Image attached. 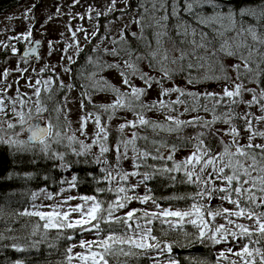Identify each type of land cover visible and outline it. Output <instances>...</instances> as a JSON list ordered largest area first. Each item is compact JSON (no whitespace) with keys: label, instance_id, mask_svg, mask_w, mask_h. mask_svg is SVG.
<instances>
[{"label":"snow or ice","instance_id":"6c2138e0","mask_svg":"<svg viewBox=\"0 0 264 264\" xmlns=\"http://www.w3.org/2000/svg\"><path fill=\"white\" fill-rule=\"evenodd\" d=\"M114 5L115 0H113V6ZM152 5L154 15L152 24L157 29L154 33L156 47L152 48V44L149 42L146 47L152 50L147 53V56L150 58L149 67L156 68L162 74L161 79L150 76L148 73H141L140 79L143 80L145 87H136L132 85L130 79L123 72H121V76L124 77L123 84L130 87V92H122L119 88L113 85H107V88L101 87L98 89H110L112 92L116 93V99L112 103L95 105V107L103 109L104 112H110L108 120H112L118 109H127L128 111H132L136 115V119L126 120L124 123L119 124L116 129L120 135L117 138L116 144L113 146L116 152L115 162L110 167L101 169V172L104 173L102 177L97 178L92 172H88L87 177H89L92 182L99 184L101 179L119 183V181H127L130 177L142 175V180H140L137 184L130 186L132 189H135L136 187L143 185L145 181L152 179L153 175L148 172L139 173L137 171H124V169L120 166L121 159L129 158L128 150L131 146L133 153V168L138 169L141 166L139 161H143L151 155V152L146 149L138 148L136 141H148L149 137L147 135L142 136L139 132L133 131L131 133V138H124L125 129L151 128L153 133L158 134V130L168 133H179L186 127L199 126L209 129V131L197 133L195 139L198 143L195 145V151L186 156L183 161L176 163L173 168L158 170L155 174L161 175L164 171H179L183 166L185 168V176L187 179L182 182L189 184L199 183L204 186L194 194H189L187 196L163 197V199L166 200L192 199L194 201L183 209L173 205L162 208L156 198L148 194V192L151 191L150 189L143 196L128 195L129 188L119 186L95 188V192L97 193L112 191L117 193V197L114 200H109L107 202L96 195H67L61 202L48 206L50 208L49 211L25 210L20 213V215L38 216L41 220L45 221L43 225L45 229H57L58 231L63 229H72L74 231H79L80 233L93 234L95 236L94 239L80 240L79 247L86 250L83 253H76L75 256H73L71 255L72 248H68V255L66 256L67 264H72V260L74 258L78 259L81 264H89V262H91V264H109V257L116 258L119 256H136L137 253L134 252L133 249L142 250L140 254H144L149 249H159L160 244L158 242H149L157 241V237L152 235L153 229L150 227L153 220H159L162 224H168L173 229L182 227L185 223L196 225L198 228L197 239L201 242L211 240L214 244H220L221 241H227L229 237L233 240H236L238 237L240 239L251 238L254 233H259V239L251 241L252 243H259V240L264 239V211L257 212V209L264 206V144L252 143L253 137H264V131H254L251 120L247 119L249 114L245 113V128L249 133L247 137L249 143L246 145L240 144V132L237 127L232 124V118L235 113H233L232 109H229L228 113L223 114V123L230 125V128L225 135H230L232 137L231 145L221 139L219 143L222 145L223 151L213 153L210 148L205 147V141L203 139L206 135L219 134L220 130L212 129L211 126L218 120L222 119L221 116L215 115V112L216 105H219L225 97L228 98L232 104H237L240 103L241 100L236 98L241 97L243 92L248 91L255 93L254 89L247 88L243 82L237 83V81H242V78L246 75V73H252L254 71L253 68L249 66V61L251 60L254 49H250L248 56H245L238 50L232 51L230 46H227V42H225L224 44H221L218 50H216L227 56H236L243 64V68L245 70L244 72H241V63L232 65V70L236 72L235 79L228 75V69L222 63L219 64V72L221 75H216L215 65L209 62L211 60L210 56H199L197 57L196 63L191 61L188 62V69L193 67L207 68L205 75L199 79L190 76L187 79L188 84L195 85L203 81L224 80L226 83L223 85L222 93L207 91L204 93L190 92L179 87H164L162 83L164 79L170 80L172 78L174 70L170 69L168 65L182 62L188 59L189 56V53L184 49H178L179 55L170 57V50L164 47L163 37L168 36L169 24L173 19L175 20V23L172 24V27L176 29L178 35L183 36L185 41H187L189 36L193 38L189 42L193 45L192 52L195 53L196 49H207L212 44V41L208 39V34L206 32L202 29L198 30L196 26L184 19L181 13H186L189 17L195 20L197 25L212 28L216 32L217 36H222L223 32H220L214 27L217 21L228 19L231 22L232 27H235V16L237 14L242 17L257 16V9L250 7H238L237 12L236 9L229 8L227 13H224L222 11H217V9L221 8L218 0H183L182 4L181 0H170V4L169 0H152ZM157 5H159V7H157ZM206 5L213 10L212 15H205L199 11V9ZM112 10L113 7H110L109 11ZM145 11H147V9ZM156 11H162L163 15L155 17ZM258 18L264 19V6L259 8ZM136 23H140V21H136ZM241 31H244V29ZM247 31L251 34L254 41H259V43L264 44V38L258 36L254 28L250 27ZM141 32H143V26L141 28ZM27 35L30 36L31 33L29 32ZM92 35L95 36L96 33L93 32ZM135 35L136 34L133 33V36ZM197 35L200 38L199 41L195 39ZM73 36H75V33H73ZM185 41H181V43H184ZM36 43L38 44L39 41H36ZM240 47L248 46L246 44H241L237 46V49ZM80 50L81 49L77 46V52ZM13 51H15V49H13ZM104 51L108 52L109 50L104 49ZM216 51H213L211 55H216ZM111 54L116 55V49H112ZM260 55V64H264V53H261ZM137 59H145V57L139 56ZM89 60H91V58H89ZM69 62H72L70 57ZM126 64L128 68L133 69V73L136 71L133 63L126 62ZM260 64H257L255 69V82L264 83V79H260L261 77H264V67H260ZM106 67L118 68L119 65H106ZM41 71H44V69H41ZM65 71H69V69H65ZM181 71H183V68ZM4 74L7 75V70ZM40 83V80L36 81L37 85ZM50 83L51 81L44 82L46 91L48 90V85ZM104 84H107V82L105 81ZM154 84L159 85L160 97H164L173 92H177L180 95L177 96L175 101H165L164 99H159L152 101L150 104L143 103L141 97L145 96ZM29 86L33 87L32 85ZM63 87L65 86L61 84V88ZM67 87L71 89L73 85L69 84ZM40 92V88H35L34 94L37 99L35 101L34 117L29 114L27 119H25L24 113L16 112L15 109H13L14 115L19 117L17 123L21 125V131L27 134V140H14L11 138L4 140L3 137H0V143L24 145L31 142H38L43 146L41 151L47 154L51 148L49 138H51L54 143L61 142L62 133L60 131L59 119L60 115L63 114L65 121H67L68 113L61 107L59 102H56L55 106L51 109V111L56 113L57 123L54 124L50 116L45 117L44 115L46 112H49L50 109L39 98ZM81 95L90 102V94L88 92H83ZM185 95L192 97L197 101L201 96L205 99L214 100L215 103L211 109H209L207 105H196L191 108L185 107L184 109L185 112H188L196 111V107H203L204 111L207 112L211 110L214 113L212 119L204 120L202 117L195 116L189 120H181L177 116L168 114L165 116V121L170 123H165L146 119L142 113L136 112L137 108H140L141 110L146 109L148 111H162L165 109L175 111V109H172L171 106L174 104H184L185 101L180 97ZM47 99L51 101L53 100V97L49 95ZM260 100H264V89L260 92ZM243 102L248 105L257 103V96L253 94L252 100ZM20 103L24 104L25 101L21 100ZM66 104L67 97H65V108ZM80 106L82 109L85 107L84 100H81ZM6 107L7 106L4 104L3 99H0V113H3ZM261 110L264 111V104H261ZM90 119L94 120L96 126L91 144H85L84 141L77 140L74 134L72 136H67V139L69 142L79 143L81 150L76 151L73 149L76 156L87 155L91 152L93 146H97L99 152L95 155L93 163H103L108 165L109 161L106 154L111 150L108 144L110 131L109 127L107 123H102L100 115L88 113L87 116L80 117L79 131L82 135H86L85 128ZM256 119L258 121H264V116L256 117ZM25 125L27 126L24 127ZM7 127L8 129H13L15 124L7 122ZM15 135L18 137L20 133L17 132ZM157 143L159 142L155 140L150 141L151 145H155ZM254 148L261 149L259 160L257 159V155L250 151ZM176 151L177 146L172 145L171 153H175ZM225 157L228 158L227 162H224ZM49 158L59 159L63 162L65 159V153H53ZM159 158L161 157H153V159ZM167 159L173 160V155L169 154ZM248 161L251 162L248 163ZM84 163H88V161H84ZM197 165H201L198 172L196 171ZM258 165L259 167H257ZM189 166L191 170H188ZM60 167L68 168L70 167V163H61ZM209 167H211L212 171L206 173V169ZM226 169L229 170L230 174L225 172ZM113 172H115V174H113ZM253 172H259L260 174L254 176L252 175ZM205 173L207 177L215 176L217 180L223 181V185L217 187L211 184L210 180L203 178ZM193 177H195V179H193ZM171 179H175V177H171ZM82 182L86 181L73 174L70 181H63V183L68 184V188L61 187L59 189V193H56V195L68 192L70 189L78 187ZM44 191L46 190L41 189V192ZM120 193H123L124 195H119ZM218 193L221 194L220 199L222 201H228V203L234 207L231 209L226 207L211 208L207 203L202 202L205 200L211 201ZM35 196L36 193H33V199H35ZM46 199H53V193H48ZM77 199L81 201V203H76L74 205L69 204L70 201ZM133 200H139L141 204H147L151 201L155 210L129 208V202ZM65 205H67V208H65ZM120 210H124L123 214L115 215V213ZM206 216L212 220L216 217H223L227 223L212 224L210 227L209 220L205 218ZM231 217H244L250 221H254V226L238 223L237 221L231 219ZM141 220H144L145 223L140 224L139 221ZM102 225H105L106 227H102ZM133 225H135V227H133ZM233 225L235 229H238V231H234L231 227H229ZM102 233L106 234L101 235ZM33 234H35V229L33 230ZM67 238L71 239V237ZM124 245L128 246L127 251H125V248L123 247ZM32 246H36V244L34 243ZM72 247L74 248L76 245L74 244ZM165 250L170 252L171 246L165 244L164 248L161 249V252ZM227 251L233 253L232 248H228ZM254 251L257 255H260L261 253L259 248ZM233 255L240 256L244 260V264H249L245 257H251L253 253L252 251H249L248 244H244L241 250L234 252ZM219 258L227 259L223 251L219 253ZM61 264H63V262H61ZM117 264H121V262L117 261ZM170 264H176V262L172 260ZM217 264H219V259L217 260ZM231 264H236V262L232 261ZM261 264H264V257L261 259Z\"/></svg>","mask_w":264,"mask_h":264},{"label":"rangeland","instance_id":"374dc122","mask_svg":"<svg viewBox=\"0 0 264 264\" xmlns=\"http://www.w3.org/2000/svg\"><path fill=\"white\" fill-rule=\"evenodd\" d=\"M128 1L129 0H115V5L113 6V0H19V2L7 9L3 12H0V52L3 53L0 55V99H3L4 104L7 106L4 109L3 113H0V133L4 134L2 137L6 139L10 138L12 135H15L13 129H8L7 122H12L13 124L17 123L19 117L14 115L13 109L16 112L24 113L25 119H27L28 115L31 114L35 116V101L37 99L35 93V88L45 89V81H51L48 85V89L51 86L54 78L60 84L65 86V94L63 97V105L64 110L67 111V121L66 126L63 127L61 125L62 119H59L60 123V131L62 135L65 137L72 136L73 134L76 136L77 140L84 141L85 144H91L93 139V134L95 132L96 126L93 119H90L87 122V126L85 128L86 135H82L79 131L80 129V117L87 116L88 111L84 110L80 106V102L82 100V96L79 93L78 89L71 83L68 71L67 64L69 62V57L71 60L77 53V46L82 48V46L91 38L93 32L98 31L97 25V16L102 14H109L110 18L103 24L106 35L103 34L100 39L96 41V45L100 47H108L111 48L114 46L112 39L117 37L120 39L122 37V31L125 29H130L132 32H136L138 29V24L136 21L141 20H151L153 21V5L152 0H138L136 7L132 9H128ZM183 0H181V4ZM221 8L217 9V11H222L227 13L229 8L236 9L238 12V8H234L231 5H224L220 0ZM170 4V0H169ZM140 5V6H139ZM139 6V7H138ZM113 7L112 11H109V8ZM159 7V5H157ZM257 9V16H235V27H232L231 22L228 19H224L222 21H217L215 24V29L223 32L222 36H217L216 32L212 28V35H208V38L218 40L219 46L227 42V46H230L232 51H239L243 53V55L248 56L249 50L254 49L252 52L251 62H255L254 69L257 64H259L258 57L260 54L258 53L259 41H254L252 39L251 34L247 31L250 27L254 28L255 32L258 36H260V27L258 26V15L259 9L255 6H243ZM139 9V11H137ZM141 9V15H140ZM147 9V11H145ZM202 14L212 15L213 10L207 5L203 8L199 9ZM163 15L162 11H156L155 17H159ZM184 19L188 20L190 23L194 25L193 22L189 20V16L186 13H181ZM174 24L175 20H172ZM141 24V23H140ZM171 23L169 24V26ZM153 26V24H152ZM195 26V25H194ZM79 29V31H78ZM244 29V31H241ZM176 30V29H175ZM157 29L153 26L152 34L154 40V47H156L155 36L154 33ZM31 33L28 36V33ZM75 33V36H73ZM208 34V32H207ZM181 36V35H179ZM169 36L163 37L164 47L169 49L170 47V57H175L179 55V51L177 47L174 45L167 44L166 39ZM183 37V36H182ZM197 37V36H196ZM39 38L41 43L39 44V53L36 57L24 58L20 55V49L18 44H22L23 47H28L31 42ZM191 36L188 37V39ZM261 38H264V34L261 35ZM197 40V38H195ZM167 44V45H166ZM246 44L248 47H240L237 49L238 45ZM169 45V46H168ZM15 49V51H13ZM211 48L203 49V51H195L193 53L187 51L189 53L188 59H186L185 65L182 67L183 71H181V67L178 68V72H184L185 77L175 78L174 81L172 79H164L162 81L164 87H179L181 89H185L190 92H215L222 93L223 85L226 83L224 80L219 81H203L201 83H197L195 85H190L187 83V79L191 76L194 78L203 77L207 71V68H197L193 67L191 69L187 68V64L189 61L196 63L197 57L199 56H210L212 54ZM152 49H150L151 51ZM131 50H124L122 53L116 57H113L112 63L115 65H119L118 68L107 71L108 82L119 88L122 92H130V87L123 84L124 77L121 76V72H123L131 81V84L136 87H145L143 80L140 79L141 73H148L150 76L155 74L157 79H160L162 74L156 69L149 67L150 58L147 56V53H141L140 56H144L145 59H140V68H137V64L134 61L126 60V58H132ZM211 57V56H210ZM212 58V57H211ZM149 59V62H148ZM226 61L225 67L228 66V71L231 73L233 79L236 77V72L232 70V65L236 63H241L236 56H225ZM126 62L133 63L135 65L136 71L127 67ZM210 63L213 62L210 60ZM213 64V63H212ZM178 66L177 64H169L168 67L173 69V72H176L175 69ZM243 68V64L241 63ZM44 69V71H41ZM244 69V68H243ZM7 70V75H5V71ZM195 70V71H194ZM104 75V73H103ZM106 75V74H105ZM104 75V76H105ZM248 73L244 77H246ZM250 79V76L247 77L246 80L237 81V83L243 82L247 88L254 89L255 93L245 91L243 92L241 97L236 99L241 100L240 103L232 104L228 98H224V101L219 105H216L215 115L221 116L222 119L218 120L214 125L215 129L220 130L219 135L221 139L225 140L228 144L231 145L232 137L230 135H225L228 132L230 125L223 123V114L228 113L229 109H232L233 115L232 124L237 127L240 132L239 142L242 145H246L249 143L247 137L249 133L245 128V113H248L247 119L251 120L252 128L254 131H263L264 130V121H258L256 117H261L264 115V111L261 110V104H263L262 100L258 97V93H260L257 85ZM40 80L41 83L39 85L36 84V81ZM73 85L71 89L67 87V85ZM32 85L33 87H30ZM195 90V91H194ZM159 85H153L151 89L148 90L145 96L141 97V100L145 104H150L152 101L164 99L165 101H175L177 96L180 94L177 92L170 93L164 97H160L159 95ZM253 94L257 96V103H253L248 105L243 101L252 100ZM258 94V95H257ZM65 97H67V104L65 108ZM116 99V93L114 92H94L90 94V101L94 103L100 104H109L112 103ZM25 101L24 104H21L20 101ZM188 100L189 106L185 103ZM184 104H174L171 106L175 111H171L170 109H165L162 111L151 110L148 111L146 109L141 110L136 109L137 113H142L146 119H150L157 122H165V116L171 114L173 116L179 117L181 120H189L195 116L202 117L203 119L211 120L214 113L210 111H204L203 107H196V111H188L185 112V107H193L196 105H207L209 109H211L215 102L211 103L209 100L204 97L201 100H194L192 97L186 96L184 98ZM15 102V103H13ZM54 111H49L47 114L51 115L52 121L57 123L56 114ZM46 117V115H45ZM136 115L132 111H128L127 109H118L115 116H113L112 120H106L102 123H107L108 127H118L119 124L124 123L126 120H135ZM70 122V124H69ZM241 123L244 124V128L241 129ZM19 129V128H18ZM21 129V128H20ZM19 129V130H20ZM19 136H24V132H19ZM132 132H126L127 137L131 136ZM253 144H264V137L255 136L252 140ZM163 148L171 149L172 147H166L163 143H158ZM93 148H98L97 146H93ZM99 149H97L98 151ZM195 148L192 147L190 149L185 148H177L175 153H172L173 157L177 159L179 162L183 161L186 156L190 155ZM223 151V150H222ZM220 151V152H222ZM251 152L257 155V158H260L261 149L254 148L250 150ZM133 153L131 150V146L128 150V159H123L121 163L124 171H134L131 159ZM228 158L225 157V161L227 162ZM250 163V161H248ZM199 167L201 165H197L196 171L198 172ZM191 170L190 166L189 169ZM212 171L211 167L206 169V173ZM225 172H229L228 169ZM204 175V179L210 180L211 184L219 187L222 184L221 180H217L215 176L207 177ZM230 173V172H229ZM256 174L253 172L252 175ZM257 176V175H255ZM67 180H71V176H68ZM128 185L126 188H129L128 195H139L143 196L145 192L142 190L140 185L135 189H132L130 186L137 184L140 181V175L135 177H130L128 179ZM123 186V185H122ZM61 187L68 188V184L64 183ZM60 187V188H61ZM41 189H45L46 191L41 192ZM33 193H36L35 199H33V194L31 197L30 206L27 211H49L50 208L48 206L54 205L56 203L61 202L64 197L67 195L72 196H80L85 194H79L76 192L75 188L70 189L68 192L59 193L57 190L55 193L50 192L47 188H41ZM48 193H53V199H46ZM121 194V193H120ZM119 194V195H120ZM121 195H124L123 193ZM81 203V201L74 200L70 201L69 204ZM209 207H226L233 208L234 206L229 204L228 201H222L219 195H215L211 201H207ZM34 206H44V207H34ZM162 208L164 206H161ZM67 208V205H65ZM129 208H137V209H148L155 210L151 201L147 204H141L139 200H133L129 202ZM183 209V208H182ZM124 210H120L115 215H122ZM209 220L210 227L212 224H226V220L223 217H216L212 220L209 217H205ZM231 219L237 221L238 223H243L245 225L254 226V221H250L244 217H231ZM140 224H144L145 222H140ZM135 227V225H133ZM234 231H238L235 229L234 225L229 226ZM106 233H102L104 235ZM95 236L93 234L82 233L80 237L74 240L71 244L72 253L71 255L75 256L76 253H83L86 250L79 247V242L81 239H94ZM151 242V241H149ZM76 247H72L73 245ZM246 244L243 242V239L239 237L236 240H233L231 237L228 238L227 241H221L220 244H217L218 255L221 251L225 253L227 259H221L224 264H231L232 261H235L236 264H244V260L240 256L233 255L234 252L240 251L242 246ZM125 251L128 250V246L124 245ZM228 248H232L233 253L227 251ZM257 249V248H256ZM95 250V249H93ZM135 249H133L134 251ZM249 251H251L249 249ZM161 252V250H159ZM253 255L251 257H245L249 264H261V259L264 257V251L261 250L260 255H257L255 251H252ZM256 261V262H255ZM72 264H81L78 259H73ZM91 264V262H89Z\"/></svg>","mask_w":264,"mask_h":264},{"label":"trees","instance_id":"16d2710c","mask_svg":"<svg viewBox=\"0 0 264 264\" xmlns=\"http://www.w3.org/2000/svg\"><path fill=\"white\" fill-rule=\"evenodd\" d=\"M137 1L138 0H129L127 10L136 7L135 5L137 4ZM220 1L224 5H231L234 8L255 6L259 9L261 6H264V0ZM18 2L19 0H0V12L10 9ZM137 11H139V9H137ZM109 18V14H100L97 16L98 31L96 32V35H92L82 48H80L81 50L75 54L71 60L72 62H68L67 64L70 81L78 89L80 94L83 92H88L89 94L94 92H112L110 89H98L101 87L107 88V85H111L108 82L109 78L107 76V71L116 69V67H106V65H113V57L120 55L124 50H131L133 52L131 55L132 58H126V60H133L134 63L137 64V68H140V59H137V57H139L141 53H148L150 51V48L146 47L149 42L152 44V47H154L152 34L153 26L152 22H150L151 20L149 21L147 19L140 21L141 24H138L136 32H132L127 28L122 31L123 39L122 37L120 39L117 37L112 39L114 44L113 47L108 48L96 45V41L100 39L103 34L106 35V30L103 24ZM188 18L194 23L198 30L202 29L204 32H208V35L213 37L211 29L202 25H197L195 20L191 17ZM170 23L171 25L169 26L168 32L169 37L166 39L167 44L174 45V47L187 51L191 49L190 51H192L193 45L189 42L192 39L187 38V41H185V38L179 36L175 28L172 27L173 21ZM142 26L143 32H141ZM258 26L260 27L259 34L261 36L264 34V19L258 18ZM133 33L136 35L133 36ZM195 38H197V41L200 39L198 35ZM208 39L212 41V44L209 46L212 52L220 48L218 40L216 41L211 38ZM181 41L185 42L181 43ZM18 47L21 50L22 44L19 43ZM259 47L260 49L258 50V53H264V44L259 43ZM104 49H108L109 51L105 52ZM112 49H116V55L111 54ZM197 50L203 51V49H196L195 51ZM2 53L3 51L0 52V55ZM210 56L212 57L211 61L213 59L212 63L215 65V74L221 75L219 72V64L222 63L226 65V61L224 59L226 55L222 52L216 51V55ZM89 58H91V60H89ZM258 59L259 61L257 62L260 64L261 55ZM185 62L186 60L178 63V66L175 69L176 72H173L172 74L171 79L173 81L175 78L185 77L184 72H178V68H182L185 65ZM253 64H255V62L249 61V66L253 68L254 71L252 73H248V75L243 77L242 80H246L247 77L250 76L249 80L253 81L261 92V90L264 89V83L255 82L256 68L254 69L255 65ZM260 67H264V64H260ZM244 71L245 70L241 66V72ZM136 72L140 71L137 70ZM103 73L106 75L104 76ZM228 75L231 76L229 71ZM151 76L155 77L156 75L152 74ZM260 79H264V77H261ZM105 81L107 84H104ZM64 94L65 87L61 88V84L54 78L47 91L45 89H41L39 98L51 111L56 102H59L61 107L64 108L62 100ZM258 94L257 95L260 98V93ZM49 95L53 97V100L49 101L47 99ZM185 97L186 95L181 96L180 98L184 100ZM202 97L203 96H201L199 100H201ZM82 100H84L85 104V107L83 108L84 110L100 115L102 122H105L108 119L110 112H104L103 109L95 107L98 103H94L92 101L89 102V100L85 99L84 96H82ZM207 100L211 103L215 102L212 99ZM262 102L264 104V100H262ZM185 104L189 106L188 100ZM47 113L48 112L44 115H46V117H51V115ZM53 113L56 114L55 112ZM60 118L62 119L61 125L65 127L66 121L64 115L61 114ZM53 123L55 124V121ZM211 127L212 129H215L214 125ZM18 128L20 129L21 125L15 123V127L13 128L14 132H22L21 129L19 130ZM240 128H244L243 123H241ZM116 129L117 127H109L110 131L108 144L111 150L106 154L109 161L108 165L103 163H93L95 155L99 152V150L97 151L98 148H92L91 152L87 155L76 156L73 149L80 151L81 149L79 143L69 142L67 137L64 135H62L60 143H54L52 142V139L49 138L51 148L47 154L41 151L43 146L38 142L24 145L0 143V237H2L0 238V264H61V262H63V264H67V249L71 247L72 242L78 239L82 233L72 229H63L59 231L57 229H45L43 227L45 221L41 220L38 216L20 215V213L29 208L34 191L41 188H47L50 192L55 193L60 189L62 184H64L63 181L67 180L68 176L72 177L73 174L86 181L80 183L79 186L75 188L77 193L96 195L106 202L114 200L117 197V193L115 191L97 193L95 192V188L119 187L122 185L126 187L129 181H119V183H116L101 179L100 183L96 184L92 182L89 177H87V173L92 172L97 178H100L104 175V173L101 172V169L110 167L115 162L116 152L113 146L116 144L117 138L120 135ZM127 131H137L140 135H147L149 137L148 141H136L138 148L150 151L151 155L143 161H139L141 166L138 169H133L139 173L148 172L153 175L152 179L144 182L140 190L143 188V191L146 194V192L150 189L151 191L148 192V194L155 197L157 202L164 207L173 205L179 208H186L188 205L193 203L194 201L192 199H163V197H179L194 194L204 185L199 183L189 184L182 182L187 179L185 176V168L183 166L179 171H164L163 174L156 175V171L173 168L176 163H179V161L174 157L173 160H168L167 156L172 154L171 149H165L158 143L151 145L150 141H158L159 143H163V145L165 144L164 146L166 147L176 145L177 148H195V145L198 143L195 139L197 133L208 132L209 129L199 126L186 127L179 133H168L158 130L157 134L153 133L151 128H127L125 129L124 138H131V136L127 137ZM2 135L4 134L0 133V137H2ZM10 138L14 140H26L24 136L17 137L16 135H12ZM3 139L8 140L9 138L6 139L3 137ZM203 139L205 141V147L210 148L213 153L223 150L222 145L219 143L221 140L219 134L206 135ZM53 153H65L64 161L62 162L59 159L49 158ZM154 156H159L161 158L153 159ZM257 159L259 160L260 158ZM84 161H88V163H84ZM64 162L70 163V167H60L61 163ZM122 162L123 159H121V163ZM131 163L133 166L132 159ZM257 167H259V165ZM226 173L230 174L229 172ZM113 174H115V172H113ZM259 174V172H256L254 176ZM171 177H175V179H171ZM142 179L143 177L140 175V180ZM193 179H195V177H193ZM223 183L224 182L222 181L220 186H222ZM217 195L220 196L221 194L218 193ZM202 202L206 203V200ZM260 211H264V206L257 209V212ZM140 222L145 221L141 220ZM102 227L106 226L102 225ZM150 227L153 229L152 235L157 237V241H151V243L158 242L160 244L159 249H149L144 254H140L142 250L135 249L134 252L137 253L136 256H119L116 258L109 257V264H117V261L121 262V264H170L172 260H174L176 264H217L218 259L219 264H224V262L219 258L217 244L212 243L211 240L201 242L197 239L198 228L196 225L185 223L182 227L173 229L168 224H162L159 220H153ZM34 229L35 234H33ZM67 237H71V239H68ZM258 239L259 233H254L251 238H244L243 242L248 244L251 251H254L256 248L264 251V239L259 240V243L251 242ZM34 243L36 246H32ZM165 244L171 246V251L169 252L165 250L163 252H159V250L164 248Z\"/></svg>","mask_w":264,"mask_h":264},{"label":"water","instance_id":"95a60500","mask_svg":"<svg viewBox=\"0 0 264 264\" xmlns=\"http://www.w3.org/2000/svg\"><path fill=\"white\" fill-rule=\"evenodd\" d=\"M36 41H39L37 44ZM41 43V40L39 38L34 39L31 44L28 47H23L20 50V55L24 58H29V57H36L38 56L39 53V44ZM25 125L24 127H26ZM24 138L27 140V134L24 133ZM34 143V142H31Z\"/></svg>","mask_w":264,"mask_h":264}]
</instances>
